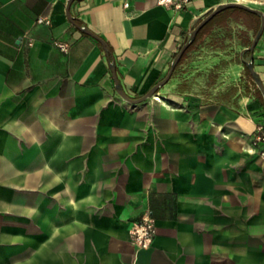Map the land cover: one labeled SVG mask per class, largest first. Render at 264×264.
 <instances>
[{"label":"crops","instance_id":"0c3cea01","mask_svg":"<svg viewBox=\"0 0 264 264\" xmlns=\"http://www.w3.org/2000/svg\"><path fill=\"white\" fill-rule=\"evenodd\" d=\"M230 1L264 11V0H189L180 11L157 0H0V264H264V104L242 60L225 68L244 84L231 102L205 97L182 61L130 103L109 66L142 97ZM215 17L198 43L227 27L254 31L253 20ZM253 56L264 82V34ZM146 211L157 234L138 249L130 230Z\"/></svg>","mask_w":264,"mask_h":264},{"label":"rangeland","instance_id":"374dc122","mask_svg":"<svg viewBox=\"0 0 264 264\" xmlns=\"http://www.w3.org/2000/svg\"><path fill=\"white\" fill-rule=\"evenodd\" d=\"M243 35L246 37L245 39H251L254 31L251 37L228 27L212 32L194 46L187 54L186 60H184L185 58L182 60L186 61V69L183 72H188L189 75L192 73L189 79L199 85V90L205 97L219 102H231L239 88L244 85L241 80H229L225 74V68L230 62L241 61L240 51L242 47L246 46L242 45ZM217 49L226 51H221L222 54L218 55V60L209 58L208 61H205L206 57ZM248 56L249 53L244 54L245 59H248ZM180 69L181 67L177 65L173 74L180 72ZM246 77L248 78L247 75Z\"/></svg>","mask_w":264,"mask_h":264},{"label":"water","instance_id":"95a60500","mask_svg":"<svg viewBox=\"0 0 264 264\" xmlns=\"http://www.w3.org/2000/svg\"><path fill=\"white\" fill-rule=\"evenodd\" d=\"M73 0H69V2L71 3ZM241 8L244 9L246 11L252 12V13H256L259 15L260 17V23L259 26L257 28V30L255 31L251 42L248 46L244 47L243 49H241L240 51V56H241V60L244 64V66H246V68L248 69L252 80L254 81V83L256 84L257 88L259 89L262 97H264V82H262L257 70L255 69L254 66V56H253V52L255 50V47L259 41V39L261 38L262 34H264V11H261L260 9L248 6L244 3L238 2V1H230V2H224L221 3L219 5H217L211 12H209L203 19H201V21L189 32L188 37L186 38V40L184 41V43L182 44V46L180 47V49L178 50V52L175 54V56L173 57L169 70L167 72V74L165 75V77H163L161 80H159L146 94H144L142 97L139 98H131L129 97L124 90L121 88L119 80L117 79V75H116V70H115V63L113 60L110 61L109 66L110 69L113 73L114 79H115V83H116V87H117V91L120 94V96L125 100L128 101L130 103H139L144 101L145 99L152 97L155 93L158 92V90L167 83V81L171 78L176 66L178 65L180 59L182 58V56L184 55V53L187 51V49L192 45V43L194 42V40L196 39L199 31L211 20L213 19L218 13H220L221 11L228 9V8ZM81 30L89 35H91L92 37H94L96 40H98L104 47V51L105 54L107 56H110V49L107 46L106 42L96 33H94L93 31H91L90 29H88L86 26H82ZM245 53H249L248 59L244 58V54Z\"/></svg>","mask_w":264,"mask_h":264},{"label":"built area","instance_id":"2783aa9c","mask_svg":"<svg viewBox=\"0 0 264 264\" xmlns=\"http://www.w3.org/2000/svg\"><path fill=\"white\" fill-rule=\"evenodd\" d=\"M160 5L180 11L187 7L189 0H157ZM128 5V3H125ZM38 22L48 23L43 17H38ZM62 50H66L64 44H59ZM255 143L257 152L264 158V124L257 126L255 133ZM131 240L138 249H148L152 246L157 234L156 220L150 211L143 213L140 218L133 222L131 230Z\"/></svg>","mask_w":264,"mask_h":264},{"label":"trees","instance_id":"16d2710c","mask_svg":"<svg viewBox=\"0 0 264 264\" xmlns=\"http://www.w3.org/2000/svg\"><path fill=\"white\" fill-rule=\"evenodd\" d=\"M231 14V17L238 20V19H243L244 23L246 25H248V23L246 22V20H253L254 22V27L253 30L254 32L257 30L259 23H260V17L258 14L256 13H252L249 11H246L244 9L241 8H228L225 9L223 11H221L219 14ZM216 17H214L213 19H211L198 33L196 39L194 40V42L192 43V45L187 49V51L184 53V55L182 56V58L180 59L178 65L182 62V60L187 56V54L194 48V46L198 43V41L200 40V38L202 37L203 33L205 32V30L212 24V22L215 20ZM250 26V25H249ZM251 42V39L247 38L244 40L243 45L248 46ZM245 67V74L248 76V79L250 80L251 84L254 87V91L255 94L257 95V97L259 98V100L261 101L262 104H264V97H262L259 89L257 88L256 84L254 83V81L252 80V77L248 71V69Z\"/></svg>","mask_w":264,"mask_h":264}]
</instances>
